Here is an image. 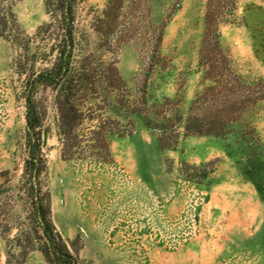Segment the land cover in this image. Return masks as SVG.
Segmentation results:
<instances>
[{
  "label": "rangeland",
  "instance_id": "374dc122",
  "mask_svg": "<svg viewBox=\"0 0 264 264\" xmlns=\"http://www.w3.org/2000/svg\"><path fill=\"white\" fill-rule=\"evenodd\" d=\"M207 6L208 0H80L78 55L101 86L84 109L79 133L86 141L72 159L63 158L49 103L41 186L57 231L86 264H264V99L245 102L224 135L186 131L193 105L200 114L238 94L264 95V0H240L221 28L228 76L220 81L239 78V93L218 85L195 106L214 84L201 61ZM13 13L18 30L32 37L53 21L46 0H16ZM17 54L0 34V185H19L26 174V74L14 66ZM148 119L173 124L175 143H161ZM100 127L108 133L98 144ZM24 209L17 211L26 216ZM15 234L0 230V264H9ZM16 260L47 264L38 251Z\"/></svg>",
  "mask_w": 264,
  "mask_h": 264
},
{
  "label": "trees",
  "instance_id": "16d2710c",
  "mask_svg": "<svg viewBox=\"0 0 264 264\" xmlns=\"http://www.w3.org/2000/svg\"><path fill=\"white\" fill-rule=\"evenodd\" d=\"M239 1L208 0L201 61L207 64L209 79L214 84L196 98L195 106L206 101L209 98L208 93L214 92L218 85L226 90L231 89L232 86L237 87V90H232L234 93L240 91L239 78L234 76L232 80L220 81L223 76L226 78L228 76L223 72V69L227 68L223 65L227 58L224 55L221 28L231 23L232 18L235 17ZM15 2L16 0H0V34L5 35L18 49L19 54L15 58L14 66L18 74H26L22 99L26 106L28 154L26 174L23 175L19 185H12L10 181H7L8 184L4 182L0 185V214L3 216H0V230L1 232L16 230L15 236L8 242V263L21 264V261L16 259L23 262L31 252L38 251L47 264H86L70 249L57 231L50 204L41 186V175L45 168L42 146L49 103L56 111L57 132L64 146L63 158L72 159L76 156L72 150L80 142L86 141L79 133V129L88 117L84 109L92 100L91 95L97 93L95 87L101 86L95 79V70L78 55L79 41L76 30L80 0H46L53 21L40 26L34 37L18 30L13 13ZM53 29L58 31L55 38ZM156 54H160V48L157 49ZM40 63L41 67H38ZM228 84L231 85L230 88ZM108 87L114 88L112 85ZM225 99L230 105L215 110L208 107L200 114L193 111V105L186 123V131L201 135H224L227 126L241 117L240 113L245 102H259L264 99V95L256 97L255 100L242 98L241 94ZM162 119L166 117L163 116ZM147 125L161 133L159 135L161 143L171 144L178 139L177 135L169 133L173 124L154 125L148 119ZM101 131L105 132L104 135ZM171 132L175 133V130L172 129ZM107 133L103 127H100V130L94 132L93 140L98 144L105 143ZM66 147L71 153L66 154ZM19 206L25 208L26 216L17 211Z\"/></svg>",
  "mask_w": 264,
  "mask_h": 264
}]
</instances>
